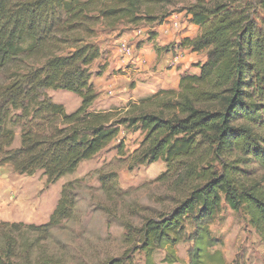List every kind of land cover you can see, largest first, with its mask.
<instances>
[{
  "label": "trees",
  "instance_id": "obj_1",
  "mask_svg": "<svg viewBox=\"0 0 264 264\" xmlns=\"http://www.w3.org/2000/svg\"><path fill=\"white\" fill-rule=\"evenodd\" d=\"M172 2L0 0V166L27 175L41 171L54 184L126 127L144 133L135 163L164 161L167 170L158 179L180 191L172 209L141 226L126 222L134 246L103 264H133L137 250L149 264L157 250L165 251L164 263H179L177 245L189 220L195 224L190 264H228L211 230L224 202L244 211L264 241V185L252 177V165L264 169V0H197L187 11L201 33L181 45L206 52L199 72L184 73L178 88H161L127 107L92 109L99 96L92 65L102 57L92 42L97 28L160 25ZM48 90L73 92L81 105L69 112ZM100 178L113 195L117 174ZM80 181L63 185L47 223L0 221V264H67L49 253L47 242L55 228L75 220Z\"/></svg>",
  "mask_w": 264,
  "mask_h": 264
},
{
  "label": "rangeland",
  "instance_id": "obj_2",
  "mask_svg": "<svg viewBox=\"0 0 264 264\" xmlns=\"http://www.w3.org/2000/svg\"><path fill=\"white\" fill-rule=\"evenodd\" d=\"M196 1L173 0L163 11L168 12V16L184 12ZM184 19L183 22H174L179 31ZM157 28L158 24L146 22L97 28L92 42L100 48L102 57L92 65V80L99 94L92 109L124 108L131 101H136L130 98L139 97V92L133 87L137 83L133 74L127 72L128 64L129 61L135 64L136 58L132 57V53L139 50L137 45L149 42L152 33H157ZM122 43L130 46L129 51L122 49ZM118 49L123 56L130 55L131 58L126 62L127 66L117 62L112 68V55ZM200 54L204 57L206 52ZM99 71L101 74H98ZM47 94L69 112L81 105L80 96L67 90H48ZM118 101L120 103L115 104ZM17 133L14 146L20 144L19 130ZM143 139L141 130L122 127L113 142L92 159L83 161L75 173L62 177L54 184H47L41 171L27 175L14 172L10 165L0 166V221L47 223L58 204L63 185L80 179L75 191L76 218L55 228L47 242L49 253L64 256L67 264H103L109 257L123 254L134 246L126 238V222L141 226L146 218L172 209L180 194L179 189L173 188L172 182L158 179L167 170L164 161L135 163L133 155ZM252 167V177L261 180L264 185V169L256 165ZM111 173L117 174L118 183L113 195L105 192L100 178ZM194 230L195 224L187 221L183 238L177 245L180 257L177 264H190L194 245L190 236ZM211 230L222 241L217 248L223 252L228 264H264V241L244 211H234L224 202L211 224ZM131 255L133 264H149L144 251H133ZM164 256V250H157L155 264H166Z\"/></svg>",
  "mask_w": 264,
  "mask_h": 264
},
{
  "label": "crops",
  "instance_id": "obj_3",
  "mask_svg": "<svg viewBox=\"0 0 264 264\" xmlns=\"http://www.w3.org/2000/svg\"><path fill=\"white\" fill-rule=\"evenodd\" d=\"M183 19L182 30L179 31L174 27V22L180 20L183 22ZM200 33V27L192 23L191 15L187 10L175 12L158 25L154 40L137 45L139 50L132 53V57L136 58L135 64L128 60L131 58L130 55L123 56V52L121 53L119 49L116 50V54L112 55L114 59L110 62L111 67L117 65V62L127 66L126 62L129 61L130 67L127 72L129 75L133 74L134 80L137 81L133 87L135 86V90L139 92V97L130 98L137 100L142 96L153 94L161 88H178L182 74L198 73L200 70L198 65L205 62L207 54L203 57L192 47L181 45V42L183 39H194ZM118 55H121L119 59ZM173 61H175V65L172 64ZM119 103L118 101L115 104Z\"/></svg>",
  "mask_w": 264,
  "mask_h": 264
},
{
  "label": "built area",
  "instance_id": "obj_4",
  "mask_svg": "<svg viewBox=\"0 0 264 264\" xmlns=\"http://www.w3.org/2000/svg\"><path fill=\"white\" fill-rule=\"evenodd\" d=\"M179 23H177L178 26ZM130 46L128 47L127 43H122V49L124 51H129ZM175 60V59H174ZM173 65H175V61L172 62Z\"/></svg>",
  "mask_w": 264,
  "mask_h": 264
}]
</instances>
